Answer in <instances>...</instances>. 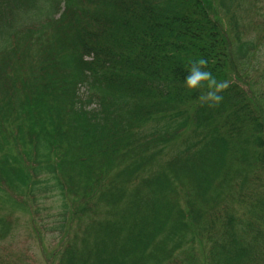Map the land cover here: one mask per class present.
<instances>
[{
	"label": "trees",
	"instance_id": "obj_1",
	"mask_svg": "<svg viewBox=\"0 0 264 264\" xmlns=\"http://www.w3.org/2000/svg\"><path fill=\"white\" fill-rule=\"evenodd\" d=\"M242 2L0 0V242L26 214L60 241L47 264H184L202 239L207 264H264ZM202 57L229 84L215 107L183 85Z\"/></svg>",
	"mask_w": 264,
	"mask_h": 264
},
{
	"label": "rangeland",
	"instance_id": "obj_2",
	"mask_svg": "<svg viewBox=\"0 0 264 264\" xmlns=\"http://www.w3.org/2000/svg\"><path fill=\"white\" fill-rule=\"evenodd\" d=\"M237 15L240 18L241 26H243L245 38L257 41L261 37L257 51L250 57V68H248L250 75L246 85L256 94L255 100L261 104L264 110V98H260L264 95V81L261 80L262 78H257L259 74L264 72V0H243ZM223 19L227 23L225 18ZM42 204L45 207L41 210L42 217L46 224L51 226L57 218L56 213L59 210L60 202L56 197H49L43 199ZM33 226L28 215L20 214L11 236L0 242V255L6 257L8 254L17 258L10 260L13 264H47L45 260L51 256V253L60 251L58 246L60 241L55 237L56 234L46 232L49 230L45 231L43 228H41L43 236L38 237L40 235L39 230L35 236ZM75 229L76 226L73 225L69 232L68 241L75 237ZM208 246L209 242L202 239L197 240L187 248L184 247L191 255V258L184 264H207L205 256L207 258ZM56 261V258H53V264H57Z\"/></svg>",
	"mask_w": 264,
	"mask_h": 264
},
{
	"label": "clouds",
	"instance_id": "obj_3",
	"mask_svg": "<svg viewBox=\"0 0 264 264\" xmlns=\"http://www.w3.org/2000/svg\"><path fill=\"white\" fill-rule=\"evenodd\" d=\"M208 61L206 58L194 60L191 63L183 85L188 90H196L206 86L208 91L199 96L202 104L209 107L218 106L223 101V91L229 86L227 81H218L213 74L207 70Z\"/></svg>",
	"mask_w": 264,
	"mask_h": 264
}]
</instances>
